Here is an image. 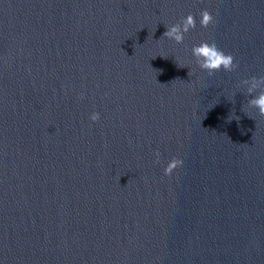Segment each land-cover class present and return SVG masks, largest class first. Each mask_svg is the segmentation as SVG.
Segmentation results:
<instances>
[{
	"label": "water",
	"instance_id": "water-1",
	"mask_svg": "<svg viewBox=\"0 0 264 264\" xmlns=\"http://www.w3.org/2000/svg\"><path fill=\"white\" fill-rule=\"evenodd\" d=\"M253 76L264 0H0V264H264Z\"/></svg>",
	"mask_w": 264,
	"mask_h": 264
},
{
	"label": "clouds",
	"instance_id": "clouds-1",
	"mask_svg": "<svg viewBox=\"0 0 264 264\" xmlns=\"http://www.w3.org/2000/svg\"><path fill=\"white\" fill-rule=\"evenodd\" d=\"M201 27L207 28L214 22V17L208 9H202L199 13ZM196 27V18L193 14L189 13L186 17H183L180 22L172 25H165L166 31L163 33V37L172 39L177 43L184 41L185 34L191 29ZM192 55L195 58V62L201 69L207 70L209 75L219 71L223 68L225 71H233L237 64L234 63V57L231 53H225L220 49L215 42L209 43L202 41L197 45H193ZM245 84H249L248 93L252 94L257 89H260L258 94L248 100L249 105L258 109V114L264 116V90H261V86H264V76L251 77L243 81ZM100 118L98 112H93L90 115L92 121H97ZM157 162H159V152H156ZM183 161L179 158L173 157L167 165L164 167V174L171 175L172 172L181 166ZM119 181V177H118Z\"/></svg>",
	"mask_w": 264,
	"mask_h": 264
}]
</instances>
